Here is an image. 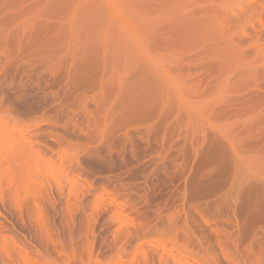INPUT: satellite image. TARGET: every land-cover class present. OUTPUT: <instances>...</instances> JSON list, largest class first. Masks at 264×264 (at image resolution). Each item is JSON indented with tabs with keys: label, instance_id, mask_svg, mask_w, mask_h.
I'll return each instance as SVG.
<instances>
[{
	"label": "rangeland",
	"instance_id": "obj_1",
	"mask_svg": "<svg viewBox=\"0 0 264 264\" xmlns=\"http://www.w3.org/2000/svg\"><path fill=\"white\" fill-rule=\"evenodd\" d=\"M0 120V264H264V0H0Z\"/></svg>",
	"mask_w": 264,
	"mask_h": 264
},
{
	"label": "bare ground",
	"instance_id": "obj_2",
	"mask_svg": "<svg viewBox=\"0 0 264 264\" xmlns=\"http://www.w3.org/2000/svg\"><path fill=\"white\" fill-rule=\"evenodd\" d=\"M232 21V20H231ZM230 21V23H231ZM233 22V21H232ZM232 24V23H231ZM6 143L9 144V150H10V155L9 153H7L8 155H6V158L8 156V158H1L0 160V176L1 174L3 175L4 173H9L11 174L10 172L13 170L14 174L15 175V171H17L16 168H18V165L17 167L13 168L12 163L13 165H16V164H19L17 163L18 161V154L20 153L18 151V148H19V142L18 140L16 139V137L14 135L11 134V128L8 127V124L3 121V120H0V148H4L3 146L6 147ZM1 150V149H0ZM4 150V149H3ZM2 150V152H3ZM6 151V150H5ZM30 151V150H29ZM7 152V151H6ZM31 152V151H30ZM32 153V152H31ZM3 156H5V152L2 153ZM1 154V155H2ZM30 155V154H29ZM11 156V158L9 159V157ZM20 161V160H19ZM16 163V164H14ZM15 169V171H14ZM15 178V177H14ZM1 229V228H0Z\"/></svg>",
	"mask_w": 264,
	"mask_h": 264
}]
</instances>
